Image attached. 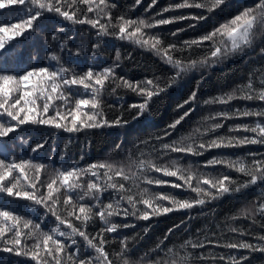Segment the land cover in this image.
Instances as JSON below:
<instances>
[{
  "label": "snow or ice",
  "instance_id": "snow-or-ice-1",
  "mask_svg": "<svg viewBox=\"0 0 264 264\" xmlns=\"http://www.w3.org/2000/svg\"><path fill=\"white\" fill-rule=\"evenodd\" d=\"M228 0H181L180 3L170 5L162 9V12H168L175 9L197 8L203 9L207 13H213L224 6ZM157 3V0H151L149 9ZM141 4V0H135V5ZM16 8L14 19L17 22L0 21V50H5L17 37L26 35L28 32L36 31L40 19L45 13H55L65 21L74 24H89L98 29L97 35H108L109 25L101 22V18L106 17L109 22L112 20L111 8L115 4H109L108 0H0V10ZM95 12L96 19H90L85 14L83 18H78V13ZM22 13V14H21ZM189 17L180 16L170 19H156L149 22L145 19H125L123 16L117 17L118 32L115 34L121 39H130L134 43L148 47L157 52L162 58L174 69L172 77L161 86L159 79H146L143 83L132 82L124 77H117L114 66L104 67L95 71L89 67L87 71L78 73L74 69L66 68L62 64L51 70L50 67L32 68L22 75L0 74V116H7L15 123L7 124L0 122V138L8 137L20 125L26 123L55 124L57 128H66L69 132L79 131L81 128H98V127H123L129 123L125 118L122 110L114 120L109 122L100 110V94L104 89L110 88L112 92L117 87H124L136 92L143 97L139 104L128 106L129 111L135 109L136 113L132 120H138L144 117L150 109V101L154 96L171 87L176 81L182 79L184 75L198 67L208 68L226 61L228 58L237 54L244 53L246 49H251L260 36H264V0H257L254 5L243 6L236 15L231 19L220 24L211 32L199 37L196 40L185 41L183 45L169 43L164 46L162 39L156 36H146L145 29L154 28L158 25H165L184 20ZM192 19L204 20L205 15L193 16ZM183 31L178 29L177 32ZM63 28L56 29L53 32V40L59 42L61 50L67 47V40L71 37H62ZM177 33H173L175 36ZM205 43L209 45V55L203 60H188L174 58V53L191 51L194 46H202ZM99 45H93L98 48ZM264 54V48L261 50ZM116 60L120 59V52L115 53ZM52 61L59 62L61 57L58 54H51ZM256 73L249 75L247 81L238 85L236 88L220 96L212 97L204 101L205 104H228L236 99L248 101L264 102V70L261 71L259 82H256ZM199 84V82H198ZM82 88L85 93H91V97L75 98L74 107L63 115L60 110L55 111L54 117L44 118L56 101H60L61 106L71 104L74 96L72 89ZM15 94V95H14ZM198 87L194 89L189 97L178 105L183 108L185 105L195 102L197 99ZM38 100H42V105H38ZM23 101V106L21 102ZM42 107L41 111L38 108ZM90 109V111H85ZM193 109L189 108L183 112V115L173 123L168 125L169 129H175ZM23 113V115H21ZM71 117L68 127L66 124L58 121H67ZM232 119L236 117H257L261 118L254 124H243L235 126L236 131L243 130L251 132L252 137H217L210 141L201 140L198 144L192 140L193 136H203L208 132H214L216 129L223 127L222 123H212L209 127L196 128L193 133L187 137H182L179 141L172 143H162L161 148L166 155L168 152L184 153L191 155H202L203 151L212 148L222 147H240L249 144L264 145V109H234L232 113L218 112L214 117H205V120L215 119ZM232 129H230L231 131ZM165 136L170 132L165 131ZM157 139H161L157 137ZM191 140L192 142L185 143ZM140 144H146L147 141H140ZM43 147L37 144L32 149L36 152ZM121 144L115 146L121 148ZM252 159L250 163L242 158L236 160H225L222 158H213L206 162L205 166L225 164L242 173L248 179L243 181L232 180L228 176L220 178H211L192 171L191 169L181 168L176 161L171 165L158 164L152 159L129 158L127 163L116 164L113 162L103 161L87 165L85 168L73 166L67 170L57 171L55 176L46 185L41 179V173L46 168L44 163H33L31 160H12L0 159V192L7 193L8 196L29 201L32 205L42 206L44 209L43 216L49 214L55 217V227L49 232H44L41 223L17 215L14 211L5 210L0 206V239L4 238L7 233H13V238L7 243L13 246L22 244V237L27 236L35 240L32 257L36 264H204L206 260L213 259L223 262V264H242L248 257L241 256H216L209 252L203 251L197 253V249H205L208 246L226 247L229 249H248L250 251H260L264 253V235L254 237L259 243L253 244L247 241L225 242L221 244L220 240L209 238L207 234L203 238L190 237L181 245V249L191 248L194 251H185L184 255L173 252V249L165 245L173 229H168L164 237L155 245L154 249L147 250L142 258H133V251H130V240L138 239L137 237H122L119 240L120 251L113 250L115 260L106 251L105 245L111 242L105 239V233H118L122 228L134 227L129 224H117L112 221L113 217H136L140 220H149L154 215L170 213L178 209H192L196 206L204 205L208 199H217L219 196L229 193L230 191L240 192L250 186L264 183V158L256 159L254 153L249 154ZM143 156V152L140 153ZM135 168V171H133ZM155 171L163 173L165 176L178 177L184 181V185L189 187L193 192L198 194L194 200H176L166 195L155 196L147 187H141L140 182L146 185H161L168 183L165 180L154 178L148 175L149 172ZM15 173V175H14ZM31 173V174H30ZM91 176L85 183L83 178ZM130 182L126 187L125 183L117 179ZM193 180L196 186L193 187ZM5 181L10 186H5ZM208 186L205 188L203 186ZM234 185V187H229ZM174 187H182L181 184H174ZM40 187L46 188L45 192H40ZM64 190V199L62 201L65 209V216L60 215L57 211V205L61 203L58 196L61 190ZM211 189H215L213 194ZM75 194V199L74 195ZM105 194H110L111 199L107 203L102 199ZM260 203H253L250 207L241 212V217L249 218L254 223L259 215L264 221V196L260 197ZM88 202H85V201ZM171 202V207L163 206L160 201ZM140 206H143L142 208ZM98 218L104 225L102 229L94 235H89L87 225L93 219ZM73 219L80 221L81 226H76ZM233 219H236L234 217ZM64 226L62 228L61 226ZM264 228V222L260 223ZM28 231L25 232L24 230ZM66 229V230H65ZM228 232L246 235L250 233L241 232L236 227L228 226ZM212 237L216 236L213 232ZM63 237L65 239H60ZM77 237L82 238L78 241ZM71 247L73 251H67ZM166 249L165 256L159 259H148L149 256L159 255L157 249ZM83 249V252H82ZM11 251L12 249H7ZM91 250V251H88ZM171 258H168V257Z\"/></svg>",
  "mask_w": 264,
  "mask_h": 264
},
{
  "label": "trees",
  "instance_id": "trees-1",
  "mask_svg": "<svg viewBox=\"0 0 264 264\" xmlns=\"http://www.w3.org/2000/svg\"><path fill=\"white\" fill-rule=\"evenodd\" d=\"M180 2L181 0H157V3L149 9L148 6L151 4V0H141L139 5H135V0H108L109 4L116 5V7L110 9L111 22L106 17L101 18L102 23L109 25L108 35H97L99 30L89 24H74L63 20L55 13H45L43 18L40 19L36 31L17 37L5 50H0V74L7 73L19 76L32 68L38 67H50L51 70H56L61 64L66 68L74 69L78 73H83L89 67L99 71L104 67L114 66L118 63L119 66L115 69L117 77L122 76L129 81L141 83L146 79H159L161 86H164L165 82L172 77L174 69L157 52L148 47H142L134 43L133 40L119 38L115 34L118 32L117 17L123 16L125 19L132 20L145 19L149 22L156 19L189 17L188 19L176 20L174 23L158 25L144 30L146 36H156L162 39L164 46L169 43L183 45L185 41L196 40L211 32L214 28L236 15L243 6L254 5L257 0H228L224 6L213 13H207L203 9L183 8L161 14L162 9ZM16 10L15 7L0 10V21L17 22L14 19ZM85 14L90 19L97 18L95 12L78 13V18H83ZM201 15H205L207 18L204 20L191 18ZM59 28L64 29V33L61 34L62 37H71L67 40V47L63 50L60 49L59 42L52 38L53 32ZM178 29H183V31L177 32ZM174 32L177 33L175 36L172 35ZM96 44L99 47L93 48V45ZM262 48H264V36H260L254 46L251 49H246L244 53L232 56L214 67H198L186 73L182 79L176 81L166 91L159 96H154L150 101L149 112L138 120H132L136 110L129 111L128 106L141 103L143 97L124 87H117L115 92L106 87L100 94V110L109 122L114 120L123 110L125 118L129 120L126 126L81 128L79 131L69 132L64 127L57 128L55 124L29 122L20 125L8 137L0 138V159H7L9 162L14 159L17 162L31 160L33 163H44L46 168L41 173V179L45 185L51 181L57 171L67 170L73 166L85 168L89 164L103 161L119 165L127 163L129 158L152 159L162 165H171L172 161H176L181 168L191 169L211 178L228 176L236 181L246 180L248 177H245L234 168H230L225 164L205 166L206 162L213 158L225 160L242 158L250 163L252 157L249 154L251 153L256 154V159L264 158V145L249 144L240 147L212 148L203 151L202 155L173 152H168L165 155L161 145L162 143L179 141L182 137H187L193 133L196 128L203 131L212 123H222L223 127L203 136H193L192 140H195L198 144L201 140L210 141L217 137H252L253 133L243 130L236 131L235 126L254 124L261 118L236 117L222 119L217 117L210 120L204 118L214 117L218 112L232 113L234 109L245 107L264 109V102L236 99L228 104H205L204 101L220 96L245 83L253 72L256 73L255 79L258 83L261 71L264 70V54H261L260 51ZM117 50L120 52L119 61L116 60L115 56ZM54 53L61 57L59 62L50 59V55ZM173 55L174 58L184 61L203 60L209 55V45L205 43L202 46H194L191 51L177 52ZM197 87L198 94L195 102L185 105L182 109L178 108L177 106L182 104ZM72 91L74 94L78 93L79 96H74L71 104L61 106L62 102L56 101L44 118L54 117L56 110H60L63 115H67V111L74 107L75 98H90L92 95L90 92L85 93L82 88L74 87ZM37 103L42 105L43 101L38 100ZM21 105L23 106V101ZM189 108L193 109L190 115L175 129H169L168 125L179 119L183 112ZM38 111L42 113V107L38 108ZM85 111H90V109H85ZM70 120L71 117H68L67 121L58 122L70 127ZM0 122L15 123L6 115L0 116ZM230 129L232 130L230 131ZM166 130L170 132L169 136L164 135ZM157 137L161 139H157ZM140 141H147V143L140 144ZM189 142L192 141H185V143ZM37 144H41L43 147L33 152L32 149ZM117 144H121L122 147L116 149ZM141 152H143V156H140ZM133 171H135V168H133ZM148 175L168 182L161 185H146L142 181L140 182L141 187L149 188L155 196L166 195L176 200H194L198 198V194L184 185V181L178 177L165 176L163 173L155 171L149 172ZM88 179H92V177L90 175L85 176L83 181L86 183ZM117 179L119 182L125 183L126 187L130 186V182ZM4 183L5 186H10L8 181ZM174 184H181L182 187H174ZM192 184L195 187L196 181L193 180ZM203 187L208 188L206 185ZM229 187H234V185H229ZM39 190L43 193L46 188L40 187ZM211 191L213 194L216 192L215 189H211ZM64 195L62 189L58 196L61 203L57 205V211L62 216L66 215L62 203ZM73 195L75 199V194ZM262 196H264V183L258 182L256 185L242 189L240 192L230 191L225 193L217 199L205 197L208 202L204 205L154 215L147 221L132 216L113 217L112 221L117 224H129L134 225V227L122 228L118 233H105V239L111 242L105 245V249L110 253L111 258L115 260L113 250L120 251L119 240L125 236L132 238L138 235V239L130 240V251L134 250L132 253L134 259L142 258L147 250L154 249L168 229H173V232L165 241V245L172 248L173 252L179 253V255H184L185 251H194L191 248L187 250L180 248V245L186 239L197 236L203 238L205 234L209 238L220 240L221 244L239 241L259 243L254 237L264 235V228L260 227V223L264 221L257 215V222L254 223L249 218L241 217L240 214L253 203L258 205L260 203L259 198ZM111 198L110 194H105L102 199L107 203ZM160 203L163 206H172L170 200L160 201ZM0 206H3L5 210L14 211L25 219L41 223L44 232H49L55 227V217L50 214L44 217L42 206L32 205L29 201L0 192ZM234 217L236 219H233ZM73 223L78 227L81 226L80 221L73 219ZM228 226L236 227L241 232L250 234L230 233L228 232ZM61 227L64 228L63 225ZM103 227L102 222L95 218L88 223L87 232L89 235H94ZM24 231L27 232L28 230L25 229ZM213 232L216 233L215 237L211 235ZM12 238L13 233L10 232L0 239V264H36L32 257L35 240L24 236L20 246H13L7 243ZM59 238L65 239L63 237ZM77 239L82 244V238L77 237ZM9 248L12 250H7ZM67 251H73V248L69 247ZM195 251L197 253L201 251L211 252L216 256L233 255L237 258L246 256L248 259L242 261V264H264V253L260 251L229 249L215 245ZM156 252L159 255L154 253L148 259H159L165 256L166 249H157ZM116 264H119V261ZM204 264H223V262L209 259Z\"/></svg>",
  "mask_w": 264,
  "mask_h": 264
}]
</instances>
